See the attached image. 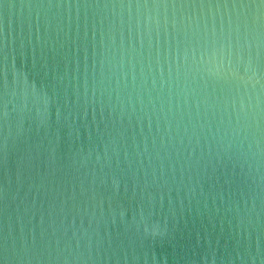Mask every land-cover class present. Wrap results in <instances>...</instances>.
<instances>
[{
    "label": "water",
    "instance_id": "95a60500",
    "mask_svg": "<svg viewBox=\"0 0 264 264\" xmlns=\"http://www.w3.org/2000/svg\"><path fill=\"white\" fill-rule=\"evenodd\" d=\"M0 264H264V0H0Z\"/></svg>",
    "mask_w": 264,
    "mask_h": 264
}]
</instances>
